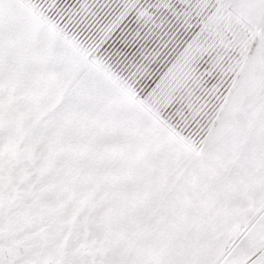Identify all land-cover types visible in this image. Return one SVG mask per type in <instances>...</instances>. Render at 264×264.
Wrapping results in <instances>:
<instances>
[{
    "label": "snow or ice",
    "instance_id": "1",
    "mask_svg": "<svg viewBox=\"0 0 264 264\" xmlns=\"http://www.w3.org/2000/svg\"><path fill=\"white\" fill-rule=\"evenodd\" d=\"M0 264H264V0H0Z\"/></svg>",
    "mask_w": 264,
    "mask_h": 264
}]
</instances>
